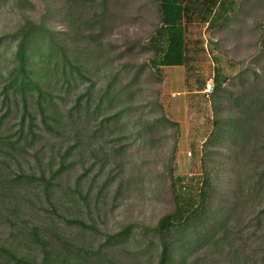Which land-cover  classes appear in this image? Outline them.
<instances>
[{
	"label": "trees",
	"instance_id": "obj_1",
	"mask_svg": "<svg viewBox=\"0 0 264 264\" xmlns=\"http://www.w3.org/2000/svg\"><path fill=\"white\" fill-rule=\"evenodd\" d=\"M33 1L0 0V7L9 2L21 15L14 31L0 37V98L7 108L0 123L13 107L21 113L18 140L13 135L0 138L1 150L7 159L22 157L44 134L71 144L56 156L52 153L48 162L46 153L37 150L39 176L14 173L0 179V211L8 210L9 216H4L10 233V240L0 242V264H103L108 251L134 236L132 225L109 236L100 247L84 245L66 235L57 223H28L23 218L26 194L41 188L53 213L67 208V198L74 205L79 198L88 203V195L84 197L79 190L83 176L73 195L62 193V181L76 165L71 159L88 152L104 169L125 154L121 144L108 150L107 138L117 136L114 141L122 142L120 135L136 95L131 88L145 67H151L160 78L163 67L188 65L189 26L199 22L211 29L226 27L240 0H159L160 26L146 45L153 58L135 73L128 70L123 82V71L114 69L115 61L104 41L113 19V0H41L39 7ZM57 23L65 30L57 29ZM8 50H12L10 56ZM110 67L112 72L98 88L100 73ZM260 80L256 73L253 84L240 87L236 94L227 91L229 80L217 70L212 93L216 118L203 145L199 195H177L174 210L151 229L152 238L159 242L158 257L151 264H204L205 255H218L221 264H264V237H259L264 231V85ZM72 92L75 100L70 105L66 98ZM157 105L163 115L152 117L148 125L134 124L138 137L145 138L156 126L179 132V123L166 117ZM222 143L229 145L238 171L233 188L218 195L212 156ZM113 181L109 178L102 191ZM172 184L175 187L176 182ZM59 193L63 196L57 197ZM64 221L83 231H95L81 219ZM107 245L111 250L104 249Z\"/></svg>",
	"mask_w": 264,
	"mask_h": 264
},
{
	"label": "rangeland",
	"instance_id": "obj_2",
	"mask_svg": "<svg viewBox=\"0 0 264 264\" xmlns=\"http://www.w3.org/2000/svg\"><path fill=\"white\" fill-rule=\"evenodd\" d=\"M40 1L33 2L39 7ZM158 3L159 0H113V19L104 41L115 61L114 69L123 71L122 82L126 81L128 70L135 73L153 58V51L146 45L160 26ZM238 7L226 27L211 29L199 22L189 26L186 36L191 60L188 65L163 67L160 78L151 67H145L141 78L131 88L136 95L131 103V117L125 120L128 124L120 135L122 142L114 141L117 136L107 138L108 150L121 144L125 146V154L104 169L102 163L88 152L71 159L76 165L62 181V193L72 194L78 179L83 176L79 190L84 197L88 195V203L79 198V204L74 205L70 201L72 198H67V208L53 213V206L41 188L32 189L26 194L23 205V218L28 223H57L66 235L96 248L105 244L109 236L132 225L134 236L125 245L106 251L107 262L103 264H151L156 261L159 242L152 238L151 229L174 210L177 195L197 198L201 188L203 145L214 129L216 118L212 104L214 87L212 92L205 93V86L208 83L214 86L218 69L222 77L229 80L225 84L228 92L237 94L240 87H250L256 73L260 74L264 85V0H240ZM20 21L21 15L13 4L3 3L0 7V37L13 32ZM55 26L65 30L61 23ZM11 51L8 50V55ZM112 69L108 68V72L102 70L97 79L98 88L105 83ZM71 94L66 98L70 105L75 100L73 92ZM157 104L162 106L166 117L179 123V132L156 126L145 133V138L138 137L134 124L148 125L152 117L163 115ZM6 111L0 98V119ZM20 120V111L13 107L0 123V138L13 135L12 139L17 141ZM262 129L264 132V126ZM69 144L64 139L44 134V139L29 148L26 154L10 160L2 152L0 141V179L14 173L39 176L34 153L43 151L48 162L52 153L56 156ZM218 147L217 154L212 156V168L216 172L217 193L224 195L233 188L238 167L231 160L229 145L222 143ZM109 178L114 180L112 185L102 191ZM177 178L182 181H176ZM172 182H176L175 187ZM62 193L57 197L63 196ZM4 215L9 216L8 210L0 211V242L10 240L9 223ZM64 218L81 219L94 226L97 232L83 231L76 224L66 223ZM260 236L264 237V231ZM151 241L154 244H150ZM108 248V245L104 247L111 250ZM203 263L221 264V260L218 255H205Z\"/></svg>",
	"mask_w": 264,
	"mask_h": 264
},
{
	"label": "built area",
	"instance_id": "obj_3",
	"mask_svg": "<svg viewBox=\"0 0 264 264\" xmlns=\"http://www.w3.org/2000/svg\"><path fill=\"white\" fill-rule=\"evenodd\" d=\"M213 87H214V86H213L212 84L208 83L207 86H206V88L204 89V92H205V93H210V92H212Z\"/></svg>",
	"mask_w": 264,
	"mask_h": 264
}]
</instances>
